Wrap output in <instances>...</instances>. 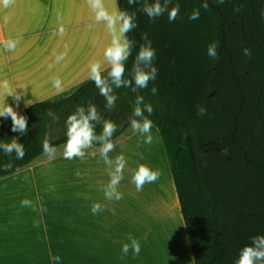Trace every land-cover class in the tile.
<instances>
[{
  "label": "trees",
  "instance_id": "16d2710c",
  "mask_svg": "<svg viewBox=\"0 0 264 264\" xmlns=\"http://www.w3.org/2000/svg\"><path fill=\"white\" fill-rule=\"evenodd\" d=\"M117 1L120 10L137 14L138 27L128 33L135 47L127 68L147 33L156 49V80L139 92L115 89L112 111L90 79L23 109L19 114L27 117L28 133L12 132L9 119L0 124V143L16 137L26 155L16 160L15 153L9 157L0 150V178L43 154L45 138L54 147L66 143L65 120L77 106L95 104L105 119L116 122L115 142L131 127L134 101L141 95L154 109L149 119L161 137L194 264H235L250 237L264 235V0H208L207 10L203 0H172L169 8L179 3L180 12L171 23L167 13L150 20L140 11L145 0L132 6ZM196 9L199 19L189 20ZM214 42L218 55L211 58L207 49ZM198 105L207 114L199 115ZM101 130L98 125L97 133ZM9 162L13 166L5 171Z\"/></svg>",
  "mask_w": 264,
  "mask_h": 264
},
{
  "label": "crops",
  "instance_id": "0c3cea01",
  "mask_svg": "<svg viewBox=\"0 0 264 264\" xmlns=\"http://www.w3.org/2000/svg\"><path fill=\"white\" fill-rule=\"evenodd\" d=\"M106 3L119 7L117 0ZM5 16L9 18L7 23ZM61 25L65 29L63 36L58 34ZM10 38L20 40L14 51L4 48ZM110 39L106 26L95 22L87 0H15L8 8L0 6V82L8 80L14 94L20 96L18 102L7 97L6 103L19 113L36 102L70 91L89 79V63L103 59ZM65 51V58L57 62L56 57ZM55 78L62 80V92L53 87ZM3 100L0 97V102ZM9 119L0 118V124ZM152 131L160 148L155 155L165 180L163 201L155 205L163 206L172 216L178 213L186 233L176 187L159 141L161 137L156 136L157 128ZM127 137L124 134L114 142L111 159H115L117 148ZM64 144L56 146L53 159L41 154L29 166L0 178V264L129 263L114 253L101 259L97 251L119 248L113 240L106 242V235L114 238L135 232L136 224L142 228L139 232H145L146 221L139 217L143 213L137 215L132 208L121 210L123 207L117 205L120 200L105 198L103 189L114 169L103 162L99 148L87 149L83 160H66ZM25 199L31 201L29 206L21 205ZM122 200L128 208V197ZM95 203L103 205L104 210L93 215ZM131 214L135 215L134 219ZM91 235H94L92 240ZM186 240L189 254L184 256L185 264H194ZM88 250L96 251L93 258H88ZM56 256L60 259H53Z\"/></svg>",
  "mask_w": 264,
  "mask_h": 264
},
{
  "label": "clouds",
  "instance_id": "9594fccd",
  "mask_svg": "<svg viewBox=\"0 0 264 264\" xmlns=\"http://www.w3.org/2000/svg\"><path fill=\"white\" fill-rule=\"evenodd\" d=\"M129 6L137 4L138 0H127ZM223 3V0H218ZM15 3V0H0V6L8 8ZM172 0H155L154 3H148L145 0L143 7L140 9L146 14L150 20L155 21L157 18L168 15L169 22H175L179 18L180 4L176 3L169 8ZM87 4L94 13L96 23H103L106 26L107 32L110 35V43L104 49L103 59L93 60L89 63L88 78L94 83L98 93L102 96L106 103L105 109L112 111L116 107L118 96L115 94V89L127 88L132 92H139L141 89H147L151 81H155L158 75V68L154 65L156 59V49L152 47V42L148 38V34L142 35L144 44L140 45L139 51L136 54L132 63L131 69L127 68V62L132 56L135 41L130 39L128 33L138 27L136 23V12H129L127 10H120L117 6H110L106 0H87ZM202 7L207 10L209 8L208 0H203ZM199 9L194 10L188 17L189 20L199 19ZM8 17H4V22H8ZM65 29L63 25L59 28V35L63 36ZM20 42L19 38L8 39L4 48L8 51H14L17 44ZM67 48V46H65ZM218 44L212 43L208 46L207 55L211 58H216ZM243 54L247 57L251 56V50L245 48ZM65 53L56 57V61L60 62L65 58ZM53 87L62 92V80L55 78L53 80ZM158 89L153 86L151 94L156 95ZM0 97L4 100L0 102V118L12 121L11 130L14 133H19L24 136L28 133V120L24 115L19 114L16 109L6 103L7 97H13L17 102L20 96L14 94L13 88L8 80L0 82ZM18 106V104H17ZM153 106L150 103H145L144 97L137 95L133 105L132 118L130 125L133 131L138 132L143 136L144 143L151 144L153 142L152 129L154 122L149 119L153 114ZM145 112L148 115H145ZM197 112L203 116L207 114V108L198 105ZM53 116L52 112L48 113ZM98 125L102 126L99 134L96 131ZM66 127V143L64 144L63 156L66 160L80 158L83 160L86 155V150L91 149L94 145H99V153L103 162L110 168L114 169L110 172L109 183L104 187V196L107 200L119 201L123 198V193L120 192L119 185L123 180V172L126 167V159L123 155H118L115 159H111L109 154L115 150L114 133L118 131L116 122L105 119L98 111L95 104L89 103L85 106H77L75 111L67 116L65 120ZM43 154L49 159H53L56 155V147H54L48 138L43 142ZM0 150L9 157L15 153L16 160H22L26 155L24 144L20 143L18 138L13 137L10 142L0 143ZM94 154V153H93ZM141 159L143 154L138 153ZM12 163L9 162L3 165L6 171L12 168ZM77 175H80L77 172ZM162 175L160 169L153 170L150 166L140 164L135 171L132 182L135 184L137 191H142L146 184L156 182ZM31 201L25 199L21 201L22 206H29ZM104 210V206L100 203H95L92 206L93 215ZM114 212V210H113ZM147 240V234L143 237ZM128 243L122 246V253L127 255L131 250L134 255H139L141 251V241L131 235L128 237ZM53 259L59 260L56 256ZM235 264H264V235L250 237V244L245 245L239 252L238 259Z\"/></svg>",
  "mask_w": 264,
  "mask_h": 264
},
{
  "label": "rangeland",
  "instance_id": "374dc122",
  "mask_svg": "<svg viewBox=\"0 0 264 264\" xmlns=\"http://www.w3.org/2000/svg\"><path fill=\"white\" fill-rule=\"evenodd\" d=\"M153 128L156 129L155 127ZM152 134L154 137L153 142H156V137L154 135L155 133H153V131ZM158 135L160 134L156 133L157 137ZM125 136L128 137L117 148L116 156L123 155L127 162L123 172L124 178L121 181L118 190L123 193L122 199L128 197L129 207L125 208L123 202L124 200L122 199L120 202H117V205L120 206V208L123 207L121 210L127 209L130 211L132 208L136 211L137 215H139V213H143V216L140 215L139 217L142 219L144 218L146 221L145 227L143 228L145 232H139L142 228L136 224L134 228L136 230L135 232L114 235V238L113 235H106L105 241L107 242L108 240H113L119 245V248L113 251L111 249L97 251L99 253V257H101V259H107L112 257L114 253L116 257L128 259V264H172V261H174L175 264H185L184 256L185 254H189V246L186 240L187 236L184 230L182 217L177 216L178 213H176L177 215L172 216V214H170L168 211H164L163 206L161 208L155 205L156 203L160 204L161 201H163L162 196L164 192V182L162 181L165 180L160 177L156 182L152 184H146L142 191H137L135 184L132 182V177L140 164L148 165L153 170L160 169V161L155 155L158 149L155 148L156 145L152 142V147L156 150L152 148L151 152L153 155L151 152L149 154L148 151L150 150V146L148 145V147L143 145L144 143H140V141L144 142L145 138L138 132L133 131L131 127L127 130ZM159 141H161V139ZM140 147L141 149L145 147L143 149L147 150L143 151L142 153L145 155H143V159L137 155L138 153L142 152ZM166 159L167 157L165 158V161ZM131 215L134 219L135 215ZM139 217L137 216L136 218ZM145 234H147V240L143 239ZM129 235L141 241V251L139 255H134L131 250L127 255L122 253V246L124 243L129 242ZM89 237L92 240L94 235ZM95 252L96 251L94 250H88V258H93L95 256ZM71 261L78 263V260L76 259H72Z\"/></svg>",
  "mask_w": 264,
  "mask_h": 264
},
{
  "label": "bare ground",
  "instance_id": "6f19581e",
  "mask_svg": "<svg viewBox=\"0 0 264 264\" xmlns=\"http://www.w3.org/2000/svg\"><path fill=\"white\" fill-rule=\"evenodd\" d=\"M153 141H154V140H153ZM140 143H144V142H143V141H142V142L140 141ZM153 143L156 145V146L154 145L155 148H157L158 151L160 152L159 147L157 146V144H156L155 142H153ZM153 143H151V144H146V143H144V144H143V145H146V146H148V145L150 146V150L148 149V150H149V151H148L149 154H150V152H151V149L153 148V147H152V146H153ZM149 146H148V147H149ZM143 148H145V147H143ZM143 148L141 149V147H140V149L142 150V152H140V153H143V151H147V150H144ZM155 148H153V149H155ZM155 150H156V149H155ZM131 151H132V150H131ZM153 152H154V151H153ZM134 153H135V152H134ZM144 153H145V152H144ZM151 153H152V152H151ZM156 154H157V153H156ZM143 155H144V154H143ZM152 155H153V153H152ZM144 156H145V155H144ZM146 158H149V157H146ZM146 158H145V159H146ZM155 158H156V156H155ZM159 159H160V158H159ZM156 161H157V160H156ZM163 170H164V169H163ZM164 177H166V176H164ZM166 179H167V178H166ZM167 180H168V179H167ZM166 187H167V186H166Z\"/></svg>",
  "mask_w": 264,
  "mask_h": 264
}]
</instances>
